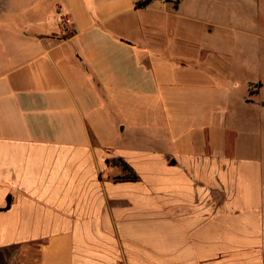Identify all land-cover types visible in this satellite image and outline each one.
<instances>
[{
	"label": "crops",
	"instance_id": "0c3cea01",
	"mask_svg": "<svg viewBox=\"0 0 264 264\" xmlns=\"http://www.w3.org/2000/svg\"><path fill=\"white\" fill-rule=\"evenodd\" d=\"M144 1L0 0V264H264V33Z\"/></svg>",
	"mask_w": 264,
	"mask_h": 264
},
{
	"label": "rangeland",
	"instance_id": "374dc122",
	"mask_svg": "<svg viewBox=\"0 0 264 264\" xmlns=\"http://www.w3.org/2000/svg\"><path fill=\"white\" fill-rule=\"evenodd\" d=\"M44 1L48 6L55 2ZM182 9L187 18L192 15L196 19L194 29L185 19V41L190 42L193 31L192 40L200 42L208 55L210 50L216 52L212 57L218 63L225 64L226 56L240 57L247 49L251 55L258 50L259 36L264 33V0H185Z\"/></svg>",
	"mask_w": 264,
	"mask_h": 264
},
{
	"label": "trees",
	"instance_id": "16d2710c",
	"mask_svg": "<svg viewBox=\"0 0 264 264\" xmlns=\"http://www.w3.org/2000/svg\"><path fill=\"white\" fill-rule=\"evenodd\" d=\"M150 2H151V0H146V1H144L143 3H139L138 6H146V5H148ZM123 165H124V168H125V169L129 170V169H128V166H127L126 164L123 163ZM123 179H125V178H123ZM131 179H132V180H137V177H136V176H133Z\"/></svg>",
	"mask_w": 264,
	"mask_h": 264
}]
</instances>
